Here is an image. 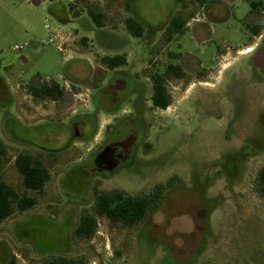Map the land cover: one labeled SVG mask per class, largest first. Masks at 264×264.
Masks as SVG:
<instances>
[{"label":"rangeland","instance_id":"1","mask_svg":"<svg viewBox=\"0 0 264 264\" xmlns=\"http://www.w3.org/2000/svg\"><path fill=\"white\" fill-rule=\"evenodd\" d=\"M106 1L41 0L35 5L31 0H0V77L15 88L39 77L58 81L66 89L62 103L36 106L38 118L59 125L60 141L67 136L62 126L73 116L94 120L92 135L75 140L49 165L51 181L44 192H31L37 204L25 212L16 210L0 223V264H48L54 257L78 259L81 264H264V195L258 190V174L264 168V87L248 84V71L239 76L241 83H223L230 79L229 69L239 75L244 68L242 52L247 48L238 54L231 50L212 78L193 80L189 86L172 81L177 87L170 88L174 103L169 111L157 109L146 78L164 71L170 50L182 45L183 52L211 66L215 44L199 47L186 33L171 47L166 45L165 25L174 0H135L137 18L145 27L142 37L126 28L131 14L124 10L125 0H113L104 27H99L88 11L105 12ZM61 5L68 8L70 22L52 13ZM191 7L197 9L195 4ZM249 8L247 1L239 0L237 15H246ZM187 12L177 10L182 16ZM58 31L66 41L61 49L57 37L50 42ZM214 37L237 47L248 40V33L232 18L214 27ZM20 45L22 50L13 49ZM83 53L85 57H70ZM117 53H126L136 63L144 86L134 83L120 108L113 104L104 110L105 103L93 102L94 94L102 91L103 99H116L121 84L100 58ZM125 70L136 74L133 67ZM89 74L86 83L74 82ZM233 85L252 89L256 96L252 93L241 119L229 128L241 107L232 99ZM127 116L148 124L145 140L123 168L108 179H92L88 190L89 179L82 171L86 158L106 127ZM89 129L80 122V132L88 134ZM14 155L12 151L10 157ZM0 173L18 192L24 191L22 176L12 163L2 165ZM173 177L179 179L164 190L162 202L142 223L130 227L98 216L93 237L75 236L82 215L94 212L99 192L148 195Z\"/></svg>","mask_w":264,"mask_h":264},{"label":"flooded vegetation","instance_id":"2","mask_svg":"<svg viewBox=\"0 0 264 264\" xmlns=\"http://www.w3.org/2000/svg\"><path fill=\"white\" fill-rule=\"evenodd\" d=\"M238 1L189 0L188 2L187 0H174V8L169 19L166 21V45L171 47L177 36L181 38V36L188 33L199 47H205L207 44L214 43L215 53L212 57L213 64L206 66L198 55L183 52L182 45L177 49L170 50L167 55L166 68L162 72L166 71L165 86L170 101L166 106V111H169V108L174 103V92L170 88L176 89L177 87L172 85V81L179 82L182 86H189L193 80L212 78L214 73L220 72L218 66H221L222 60L228 56L230 51L232 50L238 54L242 52L240 51L242 47L247 48L246 52H242V54H246L243 62L244 68L239 70V75L235 74V69H229L231 70L230 79L227 82L223 80V83H227L226 86H229L228 84H231L233 80V83H241L238 82L241 80L239 76L242 74V71H248L249 74H252V77L248 80L246 79L247 83L264 87V0H245L250 4V8L247 14L241 17L237 15ZM31 2L33 3V0ZM193 4L197 6V9H192L191 6ZM112 7H114L113 0H107L105 12H101V14L105 15L104 22ZM179 8L186 12L187 9L191 8V10L187 12L186 16H182L181 14H177ZM124 10L131 14L129 17H137L135 0H125ZM51 11L61 22H70L68 8H65L63 5L60 6V9L52 8ZM232 18L238 20L240 26L248 33V40L237 47H233L227 40L218 42L214 37V27L217 24L228 23ZM177 23L181 25V28L178 32H175L174 27ZM101 27H104V25ZM122 55L126 56V62L123 65L110 68L101 62V59L105 56L116 57ZM100 62L107 70L114 72V76L120 81L121 87L118 89L116 99L105 100L102 97V91H99L94 94L93 102L96 105L105 103L104 110H110L109 106L113 104H116V108H120V100L124 97L130 98L131 88L134 83H140L144 86L143 82H140L138 79L139 75L137 73L139 70L135 66L136 63L129 59L126 53L104 54L100 58ZM90 66L89 63V73L91 71ZM126 67H133L136 74L134 76L128 74V70H125ZM144 67L147 66L145 65ZM155 74L152 73L146 78L151 81L150 84L153 89L150 97L153 107V76ZM68 76L70 78L73 77L71 75ZM89 76L90 74L84 80H74L73 78L72 80L77 82L79 86V84L86 83L90 78ZM27 81V84L17 85V88H15L14 86H9L0 77V116L2 122V133H0V167L6 162L7 164L12 163L15 171L22 176L18 168V159L21 156H32L36 162L40 161L43 163L51 175L49 165L57 162L59 154L71 147L75 143V140L90 137L94 130L92 127L94 120L88 116L81 120L79 114L73 116L69 124L62 126V130L66 132L67 136L64 140L60 141L58 133L59 125L56 122L50 121L49 118H38L36 106L48 104V101L55 104L62 103L66 99V89L55 80L45 81L39 77H32ZM55 83L60 84V87L64 91L63 95L57 97V91L52 95H45L43 90L46 86L53 87ZM198 83L201 84L202 82L198 81ZM230 87L233 91V101L241 107L231 118L232 120L227 125L229 128L241 119V116L249 106V100L253 94L255 95L252 89H234V85ZM81 121L84 126L90 127L88 134L80 132L79 126ZM147 127L148 124L143 125L138 118L131 116L116 119L115 122L106 127L103 139L89 154L86 162L83 164L82 171L89 179L88 190L90 189L92 179L97 177L110 178L114 172L123 168L133 158L146 138ZM146 144L148 143L146 142ZM12 151L15 152V155L11 158ZM0 181L8 183L13 188L16 186L13 182H8L1 173ZM50 181L51 178L46 185ZM19 182L25 188L23 176Z\"/></svg>","mask_w":264,"mask_h":264},{"label":"trees","instance_id":"3","mask_svg":"<svg viewBox=\"0 0 264 264\" xmlns=\"http://www.w3.org/2000/svg\"><path fill=\"white\" fill-rule=\"evenodd\" d=\"M89 14L98 26L104 25L105 15L89 9ZM127 30L135 37H142L145 27L137 17H128L125 20ZM181 25L177 23L174 31L178 32ZM166 30V26H165ZM101 62L110 68L123 65L126 56H105ZM166 71L153 76L154 92L152 96L155 108L166 109L170 103L165 86ZM57 91V97L63 95L60 84L55 83L53 87L43 90L45 95H52ZM18 168L25 181L22 193L11 187L8 183L0 181V223L12 216L16 210L25 212L37 204V197L31 192L41 194L44 192L46 183L51 175L48 169L40 161H35L32 156H21L18 159ZM179 178L173 177L165 184H159L154 192L147 196L133 195L123 190L103 191L97 194L94 212H86L82 215L79 225L74 234L77 238L87 239L94 236L97 228V217H106L113 222H121L126 226H136L144 221L148 212L160 205L163 192L168 186L177 182ZM258 190L264 195V168L258 174ZM78 259L67 257H54L48 264H81ZM14 264V263H12Z\"/></svg>","mask_w":264,"mask_h":264},{"label":"built area","instance_id":"4","mask_svg":"<svg viewBox=\"0 0 264 264\" xmlns=\"http://www.w3.org/2000/svg\"><path fill=\"white\" fill-rule=\"evenodd\" d=\"M45 27L46 28H49V24H45ZM59 31L56 33V35H54V37H51L50 38V42H54L56 40V37H57V40L60 41L61 43L59 44V47L61 49V45H64L66 43V41L63 40V38L59 35ZM45 43L47 44V42L45 41ZM14 50H22L23 49V46L20 45V46H15L13 48Z\"/></svg>","mask_w":264,"mask_h":264},{"label":"crops","instance_id":"5","mask_svg":"<svg viewBox=\"0 0 264 264\" xmlns=\"http://www.w3.org/2000/svg\"><path fill=\"white\" fill-rule=\"evenodd\" d=\"M137 15V14H136ZM166 26V25H165ZM161 28V27H160ZM85 53H83L81 56H74L73 54L70 56L71 58L73 57V58H76V57H85Z\"/></svg>","mask_w":264,"mask_h":264},{"label":"water","instance_id":"6","mask_svg":"<svg viewBox=\"0 0 264 264\" xmlns=\"http://www.w3.org/2000/svg\"><path fill=\"white\" fill-rule=\"evenodd\" d=\"M33 4L39 5V4H41V0H33Z\"/></svg>","mask_w":264,"mask_h":264}]
</instances>
